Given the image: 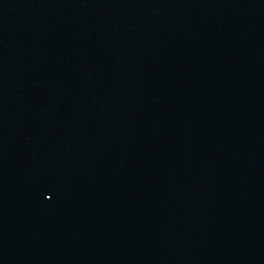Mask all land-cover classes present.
Returning <instances> with one entry per match:
<instances>
[{"label": "water", "instance_id": "95a60500", "mask_svg": "<svg viewBox=\"0 0 264 264\" xmlns=\"http://www.w3.org/2000/svg\"><path fill=\"white\" fill-rule=\"evenodd\" d=\"M0 264H264V0H0Z\"/></svg>", "mask_w": 264, "mask_h": 264}]
</instances>
